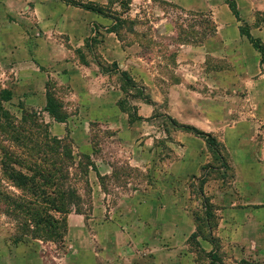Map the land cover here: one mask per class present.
Here are the masks:
<instances>
[{
	"label": "rangeland",
	"instance_id": "rangeland-1",
	"mask_svg": "<svg viewBox=\"0 0 264 264\" xmlns=\"http://www.w3.org/2000/svg\"><path fill=\"white\" fill-rule=\"evenodd\" d=\"M86 7L114 19L117 22L114 29L125 45L140 42L148 58L159 62L174 59L176 49L170 47L172 44H198L214 37L217 24L213 12H219L224 21L228 17L235 18L240 32L248 29L256 39L257 30L264 29V0H92ZM20 10L22 15H30L29 9ZM19 17L21 19V16L12 17L6 3L0 0V90L14 94L11 102L3 103V110L17 125H24L26 132L21 134L25 137L45 138L50 132L51 136L70 142L75 163H81V167L71 164L70 182L85 200L80 209L88 214L85 226L74 217L78 214L72 212L66 231L61 232L62 238L42 242L45 263L53 264L58 254L73 261L78 258V245L89 244L97 249L100 264H264V225L260 227L257 223L264 221V212H257L262 204L264 206V179L258 187L244 180L240 171V166L251 163L264 146V84L255 89L250 81L234 78L237 73L229 75L232 64L222 59L225 52L218 51L208 58V70L223 75L226 69L228 88L205 85L206 88L201 89L212 103L225 102L231 117L222 128V136L214 137L215 144L210 146L205 139L186 131L204 143L195 149L183 150L174 135L184 125L166 117L158 108L154 117L140 122L135 127V135H128L122 143L132 151L114 153L117 146L112 140L113 132L106 126L93 124L90 137L86 135L84 123L74 120L70 126L72 131L68 129V135L63 137L51 131L48 114L40 108H27L23 100L26 90L11 84V78L16 75L12 72L17 61L15 50L26 40L22 37L26 25ZM162 19L169 22L162 24L164 29L159 33L154 23L160 24ZM235 35L236 31L233 37ZM35 43L31 42L33 46ZM100 43L101 40L94 37L79 51L85 52L84 58L86 55L95 57ZM227 50L237 67L246 65L253 69L256 63L262 62L261 54L247 37H236ZM261 67L264 72V63ZM239 75L242 76V72ZM118 79L127 90L137 87L128 76L120 75ZM136 89L135 96L145 94ZM51 102L62 119L69 115L65 106L74 103L58 99ZM147 102L153 103V100ZM120 107L130 115L131 121L137 118L135 100H122ZM26 117L30 123L34 118L38 126L24 124ZM235 126V134L225 136L226 130ZM141 133L154 139L147 145L145 155L139 145ZM5 135L0 133V145L4 148L19 155L32 152V145H24L25 141L14 144L4 139ZM90 144L95 152L98 148L102 158L109 149L114 153L110 160L113 169L108 168L101 174L94 171L96 168H89L90 164L95 166ZM193 150L197 152L194 159ZM139 156L142 157L141 167H131L130 158L138 160ZM2 160L0 148V195L27 196L24 198L34 200L30 193H24L6 177ZM194 160L199 167L191 164ZM87 171L93 192L92 204L88 192L83 190ZM8 211L10 207L0 201V246L8 242L18 245L19 238L26 235L24 230L18 229L17 221L8 216ZM24 240L22 243L36 242L28 237Z\"/></svg>",
	"mask_w": 264,
	"mask_h": 264
},
{
	"label": "crops",
	"instance_id": "crops-1",
	"mask_svg": "<svg viewBox=\"0 0 264 264\" xmlns=\"http://www.w3.org/2000/svg\"><path fill=\"white\" fill-rule=\"evenodd\" d=\"M3 1L6 3L8 13L12 17L21 16L23 21L20 17L18 20L26 25L22 36L26 40L17 45L19 47L15 50L17 61L12 72H16V75L11 78V84L18 89L26 90L23 93V100H26L27 108L31 110L40 108L44 114H48L51 131L58 132L63 137L68 135V129L74 120L84 123L86 135L90 137L92 125L101 124L113 132L112 140L117 146L114 153L131 152L132 150L122 146V143L128 135H135V127L140 122H146L154 117L158 108L163 115L180 125L194 127L213 137H221L222 128L231 119L226 103L221 101L212 103L201 89L206 86L228 88V71L229 75L238 74L234 78L250 81V86L255 89L264 84L262 62L256 63L253 69L246 65L237 67L231 55L227 54V49L233 46L235 38L243 39L245 36L235 25V18L228 17L227 21H224L220 18L219 12L212 13L217 24V33L214 37L198 44H172L170 47L176 49L174 59L171 61L162 59L159 62L148 58L144 53L146 49L140 42L125 45L114 29L117 24L114 19L86 8V4L92 0H72L80 5H74L66 0ZM21 8L29 9L30 15H22ZM166 22L169 20L162 19L160 24L154 23L159 33L164 29L162 24ZM235 31L236 35L233 37ZM257 31L258 39L264 44V29L259 28ZM94 37L101 40L97 55L95 57L86 55L84 58L85 52L79 50ZM32 41L36 42L34 46L31 44ZM216 45L218 48H215ZM218 51L225 52L222 59L229 60L232 64L228 71L224 69L223 75L220 72L211 73L207 66L210 55H215ZM23 57L25 59H22ZM112 66L117 69L114 70ZM241 72L242 76L239 75ZM122 74H126L137 84L136 88L143 90L145 94L135 96L136 88L125 89L124 84L118 79ZM49 95L58 100L74 101L72 105H66L64 108L69 113L65 121L57 122L45 111ZM122 100H135L137 120L131 121L130 115L121 109ZM147 100H153V103H148ZM181 130L176 132L174 137L178 138L177 141H180L183 150L195 149L198 144L204 143L203 140ZM235 131L237 126L229 127L224 134L230 136L232 133L235 134ZM140 139V149L142 155H145L147 145L154 139L146 133H141ZM90 146L95 165L92 169L96 168L94 170L96 173L102 174L108 168H114L110 162L114 153L110 152V149L106 157L102 158L98 148L95 152L93 145ZM77 150L81 152L79 147ZM193 153L195 154L192 155V159L197 155L195 150ZM141 160V156L138 160L130 158V166L141 167ZM191 164L199 167L195 160ZM240 171L247 182L255 183L258 187L263 184L264 146L260 148V155L253 157L251 163L240 166ZM204 194H207L206 191ZM258 211L264 212L263 204ZM74 217L86 226L85 216L78 214ZM257 223L260 227L264 225V221L261 220ZM41 243V241L21 242L18 245L5 243L4 246H0V261L3 264H35L34 261L39 260L42 261L41 264H47L43 256L45 246ZM78 249L80 251L78 250V258L75 260L68 261L67 257L58 254L54 257L53 264L64 262L100 264L99 253L95 247L89 244L78 245Z\"/></svg>",
	"mask_w": 264,
	"mask_h": 264
},
{
	"label": "trees",
	"instance_id": "trees-1",
	"mask_svg": "<svg viewBox=\"0 0 264 264\" xmlns=\"http://www.w3.org/2000/svg\"><path fill=\"white\" fill-rule=\"evenodd\" d=\"M72 2V0L70 1ZM74 5H80L72 2ZM87 8V7H86ZM93 11V10H92ZM239 18V13L234 11ZM217 30H215V33ZM242 34L248 38L254 48L262 56L264 63V44L259 39L253 37L248 29H243ZM127 76L126 74H122ZM14 94L9 90H0V133H7L4 139L14 144L25 141L24 145L33 146L32 152H25L22 155L4 148L0 145L3 155L2 169L6 177L14 185L22 189L24 193L28 192L34 200L27 199V196H10L6 193L0 195V201L10 207L8 216L14 218L18 223V229L24 230V236L19 238L18 243L24 242L27 237L35 241L46 242L48 239L62 238V230L66 231L68 227V217L72 212L79 215L87 216L80 209V205L85 203L70 180V170L73 169L72 163H75V152L67 139H61L51 136L47 132L45 138L25 137L24 125H17L11 120L8 112L3 110V103L11 102ZM55 99L49 95L48 105L45 109L57 122H63L68 115L62 119L59 118L56 108L51 105V100ZM63 106H61V109ZM137 117V116H136ZM33 118V117H32ZM136 118L135 120H137ZM29 118H24V124H28ZM38 121L34 120L31 126L37 127ZM6 129V130H5ZM185 131L192 132L196 136L206 140L212 146L216 139L194 127L184 126ZM2 131V132H1ZM44 147L45 150L41 148ZM75 166L81 167V163H75ZM72 167V168H71ZM93 165L90 164L89 168ZM89 172L84 173L86 187L83 189L88 192V199L92 204L93 192L88 181ZM25 195V194H24ZM55 214V215H54Z\"/></svg>",
	"mask_w": 264,
	"mask_h": 264
}]
</instances>
